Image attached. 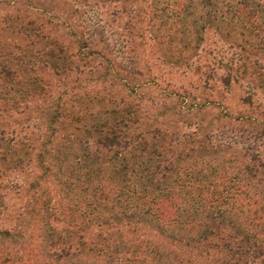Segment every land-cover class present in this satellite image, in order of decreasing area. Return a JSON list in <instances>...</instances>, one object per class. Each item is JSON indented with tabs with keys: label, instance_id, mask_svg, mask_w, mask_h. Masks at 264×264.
Wrapping results in <instances>:
<instances>
[{
	"label": "rangeland",
	"instance_id": "obj_1",
	"mask_svg": "<svg viewBox=\"0 0 264 264\" xmlns=\"http://www.w3.org/2000/svg\"><path fill=\"white\" fill-rule=\"evenodd\" d=\"M262 208L264 0H0V264H264Z\"/></svg>",
	"mask_w": 264,
	"mask_h": 264
},
{
	"label": "trees",
	"instance_id": "obj_2",
	"mask_svg": "<svg viewBox=\"0 0 264 264\" xmlns=\"http://www.w3.org/2000/svg\"><path fill=\"white\" fill-rule=\"evenodd\" d=\"M230 193L231 194L229 196L225 195L223 192H221V193H215V194L212 193V194H209L207 196L200 195V196H198L199 199L195 200V202L197 204H201L202 207L209 206L210 208L213 207V208H217L219 210V207H217L218 204H221V205L226 204L224 202L227 200V204L230 205L232 203L231 204V207H230V210H229V213L231 214L232 209L233 210H237V208H240L241 199H240V196L239 195L241 193H238L237 194L236 192H233V191H231ZM248 199L251 200V198H248ZM228 200H230V202H228ZM253 204H256V202L254 201ZM196 211L197 210H195V208H194L193 212L192 211H186V210H184L183 212H186L187 215L190 214L189 216L191 218L192 215L195 216V212ZM262 211H264V208H262ZM221 212L216 211L217 216ZM237 213H238L237 215H241L240 212H237ZM260 214H262V213L256 212V213L252 214L254 217L248 218V220H246V221H242V223H239V225L241 226V228L243 230H247V231L252 230L254 227H256L255 222H259L262 219L263 216H261ZM190 221L188 222V225L190 224V226H189L190 228H192L191 227L192 226L191 223H197L198 222V220L195 219V218H192V221L191 222ZM198 226H199V224L198 225H195L192 228V230L196 229ZM212 233H216V232L215 231H212ZM245 240L247 241V238ZM254 251H255V253H258L260 251V249L257 248V247H255L254 248ZM247 256H248V252H245V250H235L234 251V254L232 256L233 259H234V264L244 261L247 258Z\"/></svg>",
	"mask_w": 264,
	"mask_h": 264
}]
</instances>
